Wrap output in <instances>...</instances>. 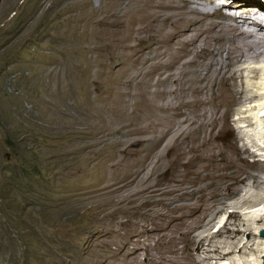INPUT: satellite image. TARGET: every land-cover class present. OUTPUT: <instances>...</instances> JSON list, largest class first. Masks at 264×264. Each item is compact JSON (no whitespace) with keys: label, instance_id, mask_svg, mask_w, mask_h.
I'll list each match as a JSON object with an SVG mask.
<instances>
[{"label":"rangeland","instance_id":"obj_1","mask_svg":"<svg viewBox=\"0 0 264 264\" xmlns=\"http://www.w3.org/2000/svg\"><path fill=\"white\" fill-rule=\"evenodd\" d=\"M158 2L161 0H0V264H156V257L162 255L156 246L158 234L147 231L157 225L153 218L157 209H164L156 206L154 216L144 215L139 207L143 197L138 192L149 183L156 189L166 187L167 180L159 183L161 179L154 177L155 166L165 162L171 168L179 166L175 156L168 154L167 145L185 153L187 163L196 155L191 145L199 144L203 133H193L194 127L176 112L178 104L184 112L181 104L200 98L201 94L187 90V81L165 82L170 89L179 85L170 90L149 79L134 81L135 72L141 74L137 70L129 72L133 82L122 83L118 78L123 58L117 52L122 53L125 36L130 42L145 34L147 27L155 33L168 29L160 18L164 13L153 10ZM208 9L211 15L215 12ZM149 11L152 17L157 13V21L144 20ZM111 52L115 57L112 54L114 63L109 65ZM243 67L238 90L263 93L256 86L264 82V72H260L264 61ZM254 68L260 73L256 75ZM146 84L155 87L151 90ZM164 89L171 93L164 94ZM250 100L232 106L228 127L214 142L221 148L236 145L243 152L248 149L250 154L244 155L253 163L264 160V131L247 128L241 119L258 104L257 99ZM155 138L163 142L150 151ZM184 170L181 167L182 176ZM132 172L139 173L136 181L117 192L121 174ZM236 189L241 194L249 191L252 201L264 199V185L262 190L245 184ZM37 195H43L45 201L37 200ZM238 198L231 197L228 203ZM258 207L264 208V201ZM247 210L227 207L206 230L215 233L225 226L233 229L235 224L245 228ZM204 231L202 227L195 235ZM244 238L252 240L247 233ZM259 238L254 242L264 241V234L259 233ZM216 239L214 245L224 247L221 243L227 238ZM252 246L226 258L219 252L205 255L194 251L193 259L201 261L212 255L202 264H264V251L259 254L257 246Z\"/></svg>","mask_w":264,"mask_h":264},{"label":"bare ground","instance_id":"obj_2","mask_svg":"<svg viewBox=\"0 0 264 264\" xmlns=\"http://www.w3.org/2000/svg\"><path fill=\"white\" fill-rule=\"evenodd\" d=\"M263 1L264 0H161V2L155 3L156 8L153 10H157L160 14L164 13L160 18H163V23L168 26L165 32L155 33L152 31L153 28L152 30H148L146 26L147 31L144 32L145 34H138V36L132 39L133 43L131 39V43L128 42L129 36L124 37L122 35V37H124V42H122V53L118 55L119 52H117V56H122L123 59H120L123 61H120V74L118 75V73H116L122 83L133 82L129 72H132L130 70H137L141 71V77L138 75L140 72L137 74V72L133 71L137 74V76L134 74V81L140 82L149 79L152 83L164 84L165 82L168 83L172 81L179 83L180 80H184L189 83V86H187L189 92L197 93V95L201 94L200 98L193 99L191 97L192 99H185L186 101L181 104L182 108H184V112L183 109L180 108V104H178L179 106L177 107L175 106L177 110L175 111L182 116L185 124L190 125L191 128L194 127L191 129V131H194L193 133H195V131L203 133V136L200 138L198 137L199 144H197L198 141H196L197 145H191L190 147L191 152H195L196 155L186 163L184 162L186 158L185 153H179V150L174 151V147L167 145L166 150L169 149L168 154L175 156L179 166L171 168L166 165L165 161H163L165 163L159 161L163 163V165L161 164L154 167L158 169L159 167L161 168L160 171L157 169L154 177H156V179H161L159 183L167 180L166 187L164 189H156L152 183L147 184L145 182L147 185L143 186L139 192L136 191L143 197L141 199L142 201L140 200L141 203L138 204L144 215L154 213L153 208L156 206H160L164 209L161 211L157 209L155 216L151 214L154 216L153 218H155L154 225H156V223L157 225L154 228L150 226L152 229L147 231L150 233L154 231L158 234L156 246L160 247L162 255L156 257V264H184L186 260H189L191 264H202V261L204 263V261L212 259L213 257L212 255L206 256L205 259L202 258L201 261H196L193 259L194 251H203L205 255H209L211 252H219L218 254L224 258L232 256L236 251L242 253L244 250L250 249L252 245L257 246L259 254H262L264 251L263 240L254 242V240L260 239L259 233H262V235L264 233V208L258 207L260 204H263L264 199L263 197H259L252 201L250 199L251 196H249V191H242L241 194L236 189L239 184H245L257 190L263 189L264 160L258 159L250 163L244 155V153L250 154L248 149H245L243 152V150L236 145L230 147L223 146L221 148L214 142L217 139V134L228 127L231 117V108L235 103H239V101L240 103H244L246 101L249 102V99H253V101L257 99L256 101H258V104L256 103L254 107L243 113L244 115L241 116V119L244 120L247 128H260L264 131V102H259L258 99L264 100V82L256 86V88H258L256 91L263 92L259 94L254 91L250 94H245L243 90V92H240V88H237L238 80L244 77L243 65H249V63L255 61H264ZM209 7L215 11L212 15L209 12ZM149 12L150 15L151 11ZM155 14H153V17L151 16L152 14L150 16L146 15V17H148L144 20L150 19V21H157ZM137 17L138 16L134 18L136 19ZM135 22L136 20L134 23ZM145 22L147 23L148 21ZM125 24H127V22ZM126 26L125 30H127ZM132 27L133 26H131V28ZM137 27L139 28V26ZM123 34H125V32H123ZM122 37L120 39H122ZM112 54L113 52L108 56L110 57V62L107 63L109 65L114 63H112V58L115 57V54H113L114 57ZM142 67H146V69L142 70ZM248 69L249 67H247V70ZM257 70V68L253 69L256 75L260 72H264V68H262L260 72ZM115 76L112 79H114ZM194 82L198 84L195 85ZM147 85L148 84L145 86ZM177 85L173 86L177 87ZM140 86L143 87V84ZM151 86L148 88L151 89ZM173 86L171 89H173ZM181 86L183 85H180V87ZM161 87L160 91L162 89ZM169 87L170 86H168V89H170ZM165 89L164 91L162 90L163 93ZM151 90H153V88ZM151 90L149 91L151 92ZM158 90L159 88H157V91ZM169 93L171 92L169 91ZM169 93L166 92L164 94ZM143 94L145 93L143 92ZM151 94L149 93V95ZM152 96H154V94ZM201 96H205L206 98H201ZM170 106L172 105L170 104ZM205 107H209L210 110H205ZM142 108L144 107L142 106ZM169 131H171V129ZM185 132L188 133V130ZM170 133H172V131L169 132V134ZM212 134L213 137L210 136ZM183 136L185 135L182 134L181 137ZM157 137H159V135ZM185 137L186 138H183V140L187 139V136ZM162 139L159 138L155 140V143L153 142L154 147L151 146L149 150L153 151L155 148L161 146L163 142ZM192 139L195 140L194 137L191 138V140ZM248 139L252 140L251 136ZM140 142L143 143V141ZM252 142L259 146L255 140H252ZM258 148H260V146ZM144 150L145 149H141L140 152L142 153ZM142 162L145 161L142 160ZM181 167L185 168L183 176L180 171ZM117 169V171H119L121 168L118 167ZM108 170H110V168H108ZM138 170L140 171V169ZM138 175V172H132L127 175L121 174L116 191H122L126 185L128 186V184L130 185L134 182ZM107 177L108 185H110L111 178L110 176ZM235 193L237 194L235 195ZM235 196H240V198L229 204L228 200ZM227 207L235 209L247 207L248 217L246 221L248 225L246 224L245 228H240L238 224H235L233 229L225 226L215 233L210 232V229L206 230L207 226H211L216 216ZM178 212L179 214L175 215ZM234 216L238 219L241 217L237 213ZM251 223L255 226L253 227ZM202 227L205 229L202 233L208 234L203 235L199 233L195 235V231ZM145 230H147V228H145ZM245 233L249 234L252 240L246 241L244 238ZM219 237L227 238L224 243H221L224 244V247L220 244V246L214 245V241ZM230 240H232V242H230ZM223 248H226V250L222 252L221 250H223ZM245 264L249 263L245 262Z\"/></svg>","mask_w":264,"mask_h":264},{"label":"trees","instance_id":"obj_3","mask_svg":"<svg viewBox=\"0 0 264 264\" xmlns=\"http://www.w3.org/2000/svg\"><path fill=\"white\" fill-rule=\"evenodd\" d=\"M35 171H39V169H37V170H35ZM33 199H34V198H33ZM36 199L39 200V201H41V200L44 199V201H45V198H44L43 195H37V196H36ZM29 205H30V202L26 205V208H27ZM32 213H34V210H33ZM31 216H32V215H31Z\"/></svg>","mask_w":264,"mask_h":264},{"label":"water","instance_id":"obj_4","mask_svg":"<svg viewBox=\"0 0 264 264\" xmlns=\"http://www.w3.org/2000/svg\"><path fill=\"white\" fill-rule=\"evenodd\" d=\"M264 234V233H263Z\"/></svg>","mask_w":264,"mask_h":264}]
</instances>
